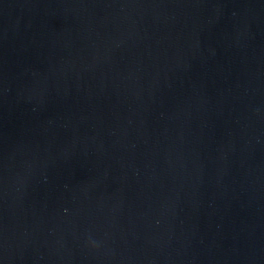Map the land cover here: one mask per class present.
<instances>
[{"label":"water","instance_id":"1","mask_svg":"<svg viewBox=\"0 0 264 264\" xmlns=\"http://www.w3.org/2000/svg\"><path fill=\"white\" fill-rule=\"evenodd\" d=\"M0 264H264V0H0Z\"/></svg>","mask_w":264,"mask_h":264}]
</instances>
